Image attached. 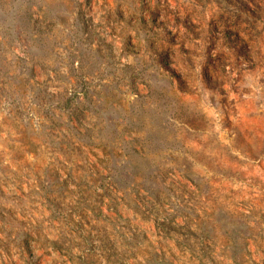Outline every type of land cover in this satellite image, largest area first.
Segmentation results:
<instances>
[{
	"label": "rangeland",
	"instance_id": "obj_1",
	"mask_svg": "<svg viewBox=\"0 0 264 264\" xmlns=\"http://www.w3.org/2000/svg\"><path fill=\"white\" fill-rule=\"evenodd\" d=\"M0 264H264V0H0Z\"/></svg>",
	"mask_w": 264,
	"mask_h": 264
}]
</instances>
